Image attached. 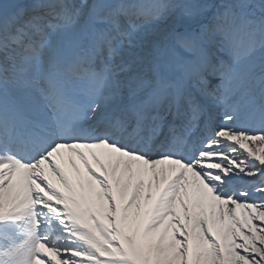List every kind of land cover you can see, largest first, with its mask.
Returning a JSON list of instances; mask_svg holds the SVG:
<instances>
[{"label":"snow or ice","instance_id":"1","mask_svg":"<svg viewBox=\"0 0 264 264\" xmlns=\"http://www.w3.org/2000/svg\"><path fill=\"white\" fill-rule=\"evenodd\" d=\"M0 264H264V0H0Z\"/></svg>","mask_w":264,"mask_h":264}]
</instances>
